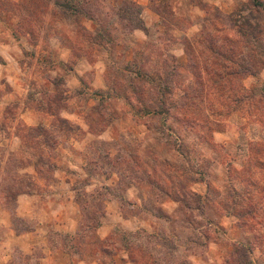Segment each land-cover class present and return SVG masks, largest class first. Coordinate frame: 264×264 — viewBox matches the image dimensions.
I'll use <instances>...</instances> for the list:
<instances>
[{"label":"rangeland","instance_id":"obj_1","mask_svg":"<svg viewBox=\"0 0 264 264\" xmlns=\"http://www.w3.org/2000/svg\"><path fill=\"white\" fill-rule=\"evenodd\" d=\"M21 1L0 0V62L3 52L18 60L25 97L0 109V207L12 213L17 195L55 181L58 143L84 138L59 115L74 100L92 135L74 161L101 175L125 217L180 222L165 229L190 251L216 238L232 246L224 264H248V251L252 264H264V163H250L249 153L264 146V69L242 78L248 63L264 65V8L252 0H234L229 14L211 0H42L35 9ZM245 90L252 106L236 105ZM28 107L49 112L53 125L42 126L47 114L22 118ZM132 180L143 199L136 208L122 198ZM74 184L85 190L81 179ZM95 189L77 194V235L53 236L75 264H113L121 251L139 264L173 260L175 239L147 226L109 229V219L99 231ZM13 224L25 226L14 216ZM9 261L35 264L19 251Z\"/></svg>","mask_w":264,"mask_h":264},{"label":"crops","instance_id":"obj_2","mask_svg":"<svg viewBox=\"0 0 264 264\" xmlns=\"http://www.w3.org/2000/svg\"><path fill=\"white\" fill-rule=\"evenodd\" d=\"M243 1L246 2V0ZM211 2L224 13L227 12L229 14L232 12L234 0H211ZM261 2L264 4V0H261ZM2 48L6 50L7 47L5 48V46L1 45ZM2 55H4L3 57L6 60L4 61V65H1L0 62V66L5 68L6 74H0V88L3 87L6 90L9 87L4 94L0 93V109L4 110L11 103L20 102V100L23 102L25 97L22 91L21 74L17 73L21 72L18 60L8 57L6 52H3ZM70 75L74 76V73H70ZM73 101L69 102L67 108L60 111L59 115L65 121H71L74 125H77L76 127L79 128V132H84V138L80 141L79 139H67L58 143L55 148L56 157L53 159L56 165L54 168L55 181L52 182V185L48 187L43 185V189L41 190H28L17 195L14 200V210L12 213L7 212L6 208L0 207V264H9L12 253L15 251L29 256L30 262L35 261V264H75L76 255L69 253L60 242L58 244L56 238H73L77 235L80 226L78 222L81 208L77 194L83 193V196H87L95 188H97L94 191L98 192V203L101 207V212H103V215L99 219V231L107 228L106 223H108L109 219V229H113L114 227L126 229V225L128 224H131V228L129 229L132 230L147 226L150 232L156 234V236L161 233L165 238L175 239V249L170 257L173 260L169 261L166 260L167 258L162 257L160 260L161 264H224L226 254L231 251L232 246L222 245L216 238H213L209 240L205 239L204 246L198 251H190L185 244L182 246L181 242L177 240L180 238L179 236L175 235V233L169 236V232L165 229L166 225L169 226L172 223L177 225L180 222L146 223L140 221L139 217L133 214L125 217L121 199L109 198L105 191L106 189L102 188L101 175L97 178L87 173L86 170H83V166H79L78 170V165L74 161V158H78L79 156H77L78 153L74 149L79 148L84 151V146L92 141L89 137L92 135L87 131L82 121L78 119L77 114L74 115L75 111L71 110L74 108ZM69 105L71 107L70 110L68 109ZM77 109L79 110L78 107ZM40 110L33 107L24 108L21 112V117L27 121L30 120V122H33L37 118L39 122V118H42L40 115L47 114V116H50L48 117L49 120L45 123L46 119H44L45 122H42V126L46 128L47 125H53V115H50L49 112L42 113ZM32 172L36 173L37 171L33 169ZM77 179L84 181L86 184L84 186L85 190L76 187L74 183ZM97 181L99 182L98 184H96ZM136 187L138 186L132 180L125 188L122 198L127 204H125L126 207L131 205V208H136L141 202L143 203V199H141L139 194L140 192ZM165 197L168 198L167 195ZM158 204L162 209H166L168 204L171 205V200L159 201ZM172 204L177 205V202L173 201ZM13 216L23 219L25 226L21 229L17 228L13 224ZM54 235L56 238L53 239ZM105 238L106 234H103L100 239L103 240ZM34 252L38 254L36 259L33 255ZM113 258V264H139L140 261L136 260V263L135 258L132 259L128 251H121L120 254L113 255ZM93 264L98 263L94 261Z\"/></svg>","mask_w":264,"mask_h":264},{"label":"trees","instance_id":"obj_3","mask_svg":"<svg viewBox=\"0 0 264 264\" xmlns=\"http://www.w3.org/2000/svg\"><path fill=\"white\" fill-rule=\"evenodd\" d=\"M40 1H42V0H22L21 1V3L19 4V5H16L17 7H22L24 4L25 5H31V4H33L34 5V9L36 8V6L38 5V3L40 2ZM252 2H253V6L255 7V8H264V4L262 3V2H258L257 0H252ZM31 13H32V15H36V12H32L31 11ZM27 20H24V21H32V19L31 18H26ZM36 18H34V20H35ZM27 34H30V33H27ZM31 34H32V32H31ZM248 67H246L245 68V71L243 70V75H242V78L243 77H247V76H253V75H255V73L256 72H258V71H261V70H263L264 69V65H261V64H259V66L258 67H254V65H256L255 63H248ZM213 73V75L215 76V73H214V71L212 72ZM232 75H235V74H230L229 76H232ZM220 77V76H219ZM224 83V85H223V90L224 89H226V87H227V85L229 86V88H231V84H230V82H223ZM245 92V94H241V97H239L238 98V100H234V103H236V105L243 99V101L246 103V101H249V105H251V100H252V96H251V93H248V91H244ZM221 98L222 99H225L226 100V98L227 97H224V96H221ZM252 106V105H251ZM254 108H257L256 107V105L252 108V109H254ZM263 111H264V109H263ZM254 116V115H253ZM259 118H260V116H259ZM259 122H261V123H263L264 124V115H261V118H260V120H259ZM249 153H250V158H251V160L253 161H251L250 163H253L254 165H255V163L258 165V164H262L263 165V163L264 162H262V160H263V158H264V146H252V147H250V149H249ZM255 160V161H254ZM238 248V247H237ZM241 248H239V250H240ZM241 251V250H240ZM243 255V254H242ZM245 260H246V262H248V264H252V262H251V260H250V257H249V251H248V253H247V255L246 256H244L243 257Z\"/></svg>","mask_w":264,"mask_h":264}]
</instances>
